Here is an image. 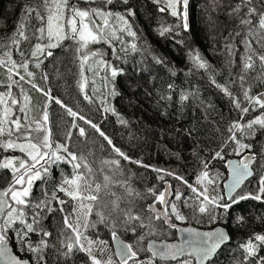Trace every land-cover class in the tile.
<instances>
[{"label":"trees","instance_id":"16d2710c","mask_svg":"<svg viewBox=\"0 0 264 264\" xmlns=\"http://www.w3.org/2000/svg\"><path fill=\"white\" fill-rule=\"evenodd\" d=\"M237 2L238 0H217L219 6L215 7L213 0H191L188 6L189 27L185 31L182 27H177L182 21L171 15L167 0H112L111 4L106 3V0H68L69 8L75 6L81 10L101 9L113 13L109 18L110 27L104 33L111 43L101 40L90 43L87 48H81L78 40L73 39L70 31H67L68 38L51 49V56L45 52L33 58L31 53L38 42L36 30L41 23L35 19V13L28 16L23 10L31 6L46 15L43 0H0V58L7 59L4 52L10 51L12 59L17 63L28 60V70L33 73V77L26 76L25 81L20 82L30 97L26 109L29 121L35 118L46 102L48 126L54 144H65L77 156L85 155L96 172L93 177L96 182L103 184L105 175L112 179L110 187L101 192L100 204L94 207L93 213L88 217L94 227L81 229L91 240L106 241L108 254H114L111 243L112 221L118 216V213L111 211L112 201L119 198L121 208L131 206L134 213H143L147 210L148 203L154 202L149 189H153L158 195L167 182L172 189L170 201L186 217L184 221H179L173 216L175 224L190 223L200 227L222 225L227 229L230 242L216 254L211 264H242L244 251L241 244L246 243L253 234H264V201L249 198L241 200L226 212L217 208L214 212L210 209L208 214H201L195 210V194L191 189L173 175L165 174L173 172L176 176H182L188 184L197 186L196 178L203 168L201 161L210 160V177L215 176L216 182L209 186V194L225 197L223 183L227 178L226 159L252 153L255 155L252 166L254 175L234 196L249 192L255 195L258 191L259 175L264 174V129L256 126L254 135L249 133L241 139L242 143L251 147L243 149L239 155L233 151L234 144L225 146L229 137L228 128L241 114L233 107L229 97L212 83L214 78L218 84L226 85L234 95L243 99L241 88L234 86L232 81L242 67L244 45L241 41L244 29L235 16L228 14V8L225 7ZM161 7L166 10L161 12ZM129 11L134 15H128ZM116 13L128 19L132 31L136 32L135 38L124 31L116 32L120 40L111 36V28H124L123 23L116 19ZM94 19L103 26L101 20ZM255 19L254 17L253 20ZM22 21L28 39L16 37L21 40L17 51L11 45L10 38ZM161 28H171V31L161 36ZM237 32H241V36H235ZM39 42L47 43V40ZM132 43L137 45V51L131 49ZM228 45L234 49L231 53ZM253 47L264 54V50L255 43ZM113 48L116 55H113ZM190 49L197 50L207 61V71L193 66L188 58ZM20 52H23V58ZM93 52L98 55L92 56ZM82 54L88 56L83 66V80ZM117 56L120 58L117 59ZM101 60L118 70L115 78L110 75L111 67L102 66ZM37 63L39 67L36 66ZM256 64L259 65L258 60ZM259 71L257 67L256 71L246 74V86L252 85V95L264 92V83L255 79ZM20 72L24 74L23 69ZM104 77H108V80ZM29 79L37 88L48 92L51 99L27 83ZM84 80L86 86L82 91L80 84ZM9 83L7 68L0 66V93L9 91ZM113 86L117 93L115 96L111 95ZM11 92L20 104L24 103L20 88L13 86ZM85 94L92 99H85ZM182 94L188 99L182 101ZM57 99L61 101L60 104L55 102ZM10 107L14 111V117L22 115L19 105L16 108ZM105 107L114 108L115 114L105 111ZM67 108L84 119L70 116ZM260 111L250 110L244 120L252 119ZM119 117L128 123L121 124ZM88 120L96 124L99 131L86 123ZM73 124L77 127L73 128ZM80 127L85 130L83 136L79 134ZM68 132L72 133L70 139L67 138ZM100 132L112 141L111 145ZM237 138H241L239 132ZM113 147L119 148L129 159L119 156ZM221 148L224 159H211ZM23 156L19 150L0 149V163L5 158ZM105 160H119L118 170L104 166L102 161ZM158 169L164 171H157ZM72 173L70 163L59 162L58 166H52L50 175L35 181L32 187L30 201L34 204L47 199L52 209L40 212L37 232L29 234L35 243L41 239V230L51 233L47 239L52 246L45 250L47 264H90L87 253L83 251L74 249L67 257L58 251L59 242L65 239V235L71 234V229H66L64 217L69 215V222L75 218L76 214L72 209L76 207V202L57 191V188L62 175L71 178ZM12 180V169L0 167V188L12 185ZM177 190L183 194L179 201L175 200ZM129 191L133 194L129 195ZM53 192L66 201L63 211L59 210L61 205L58 201L52 198ZM25 211L28 222H31L34 210L26 208ZM97 211L104 212L106 216L111 212L109 222H100L95 214ZM213 216L216 217L215 220ZM239 216L244 217L243 224L237 223L236 218ZM20 226L19 222L15 225ZM116 230L118 235L134 247H146V240L138 244V237L142 234L139 227L136 232H132L118 225ZM8 236L13 250L22 258L32 260V253L17 250L15 231L10 230ZM149 238L174 240L176 231L164 225L159 235ZM149 255L150 253L141 251L139 258L146 259ZM260 255H264V249ZM114 259L117 260L116 257ZM156 264H177V261L164 262L156 259Z\"/></svg>","mask_w":264,"mask_h":264},{"label":"snow or ice","instance_id":"6c2138e0","mask_svg":"<svg viewBox=\"0 0 264 264\" xmlns=\"http://www.w3.org/2000/svg\"><path fill=\"white\" fill-rule=\"evenodd\" d=\"M106 3L111 4L112 0H106ZM213 3L215 7L219 6L217 0H213ZM43 5L46 15H42L36 8L31 6H27L23 10L28 16L35 13V19L41 23V26L36 30L38 42L34 45L31 53L33 58H36L38 54L43 55L45 52L48 56H51V49L58 47L61 41L68 38L67 31H70L73 39L78 40L81 48H87L90 43H98L101 40L111 43V40L104 33L110 27L109 18L113 16V13L105 12L101 9L81 10L75 6L69 8L68 0H43ZM188 6L189 0H167V8L171 10V15L178 17L182 21V24L177 25V27H182L185 31L189 27ZM225 7L228 8V14L235 16L239 21V25L243 26L244 29L241 41L244 45V55L241 57L242 67L240 73L232 81L234 86L241 88L243 99L241 100L239 96L234 95L226 85L218 84L214 78L212 79V83L229 97L233 107L239 110L241 114L239 119L234 120L229 126V137L225 141V146L229 143L234 144L233 151L236 155H239L243 149L251 147V145L242 143L241 139L249 133L254 135L256 126L264 129V92L252 95V85L247 84L246 86V74L256 71L257 67H259L260 71L257 73L255 79L264 83V54H261V52H258L253 47V43H255L261 50H264V0H238L236 4L226 5ZM165 10L164 7L160 8L161 12ZM128 15H134V13L129 11ZM94 17L101 20L103 26L98 24ZM115 17L123 23L124 28L122 30L111 28V36L114 39L120 40L121 38L116 35V32L124 31L129 36L135 38L136 32L132 31L128 19L119 13H116ZM254 17L256 18L255 21L253 20ZM168 31H171V28H161L160 35L163 36ZM17 36L24 40L28 39L25 35L23 21L10 38L11 45H14L17 51H19L21 40L17 39ZM235 36H241V32L235 33ZM45 39L47 43L39 42ZM131 49L137 51V45L132 43ZM228 50L231 53L234 49L231 45H228ZM19 54L23 58V52ZM96 55L98 53H92V56ZM113 55H116L115 48H113ZM4 57L7 59L0 58V66L7 68L10 83L7 85L9 91L0 93V106H2L0 107V149L5 151L10 149L19 150L24 156L23 158H5L3 163H0V167L10 168L13 173L12 185L7 190L0 191V221H2L0 222V261L3 264H47L45 250L52 246L49 245L47 239L51 236V233L41 230V239L35 243L31 240L29 234L37 232L36 225L39 224L40 212L45 209L52 211L51 207H49L50 201L45 199L33 204L29 198L35 181L42 180L50 175L52 166H58L59 162H66L72 165L73 173L71 178L62 175V180L57 191L63 192L67 197L76 202V207L72 209V212L76 215L71 222H69V215L64 217L66 229H71V234L65 235V239L59 242L60 249L58 251L61 255L67 257L74 249H77L87 253L90 264H156L157 258L160 260L177 261V264H193V262L195 264H211V259L217 250L230 239L224 229L217 228L209 232H200L190 227L181 228L179 231L187 233L188 236L180 243H164L162 241L157 243L155 239H148L154 235H159L160 229L164 225H167L171 229L177 228V224L172 220L173 216L179 221L186 219L179 212L176 204L168 199L172 195L170 185L158 195L153 189H149V192L154 197V203L149 204L147 210L143 213H134L131 206L121 208L119 198L113 200L111 203V211L118 213L117 218L112 221V239L119 241V235L116 230L118 225L132 232H136L139 227L142 234L138 237V244L140 241L146 240V247H134L132 244L120 241V246L115 253L108 254L109 250L106 241L89 239L81 229L86 230L89 227H94V224L90 223L88 217L93 213L94 207L100 204L101 192L110 187L112 179L110 176L105 175L103 177V184L96 182L93 178L96 172L85 155L81 154L77 156L76 153L69 151L65 144H54L51 139V129L47 126L49 116L46 109L42 110L41 117L29 121L26 109L30 103V97L20 83L25 81L26 76L29 78L33 77V73L28 70L29 61L25 59L22 63H17L12 59L10 51H5ZM119 58L117 56V59ZM188 58L196 69L208 70L209 65L207 61L203 59L197 50L190 49ZM87 60L88 56L82 54V80L84 79L83 66ZM257 60L259 61L258 66L256 64ZM100 63L105 68L111 67L106 61L101 60ZM36 66L39 67V63ZM20 69H23V75ZM110 75L112 78H115L118 75V70L115 67H111ZM14 77H18L19 79L17 80ZM104 79L107 81L108 77H104ZM26 82L31 84L33 88H37L30 79ZM13 86L20 88L23 104H20V101L13 96L11 92ZM85 86L86 80L80 84L82 91ZM37 90L43 92L49 100L51 99L48 92H44L43 89L39 88ZM111 95H117L114 86L111 90ZM84 98L87 100L92 99L87 94H85ZM186 99L188 97L182 94L181 100ZM55 102L61 103L58 99ZM18 104L19 112L22 115L16 116L13 119L14 113L10 105L16 106ZM245 104L247 106H244ZM104 110L112 111L115 114L114 108L105 107ZM250 110L252 112L261 111L259 115L245 121L244 116ZM67 112L72 117L84 119L83 116H79L71 108H67ZM119 122L125 125L128 123L122 117H119ZM86 123L99 131L97 125L92 124L90 120L86 121ZM72 127L76 128L77 125L73 124ZM238 132L240 133V139L237 138ZM79 134L81 136L85 134L84 128H79ZM71 135L72 133L68 132L67 138L70 139ZM100 135L104 136V133L100 132ZM104 139L107 140L108 144H112V141L108 137L104 136ZM113 150L125 160L129 159L119 148L113 147ZM211 159L223 160V148L220 151H216ZM254 160L255 155L250 154L239 161H227L230 171V179L224 185L227 191V199L219 194H209V186L214 185L216 182L215 176L210 177V160L201 161L203 168L196 178L197 186L188 184L187 180L182 176H176L173 172H166L165 174L173 175L175 179L180 180L191 189L195 194V210L199 213L208 214L210 209L214 212L217 208H222L226 212L241 200L251 198L264 201V174L259 175L258 191L255 195L251 192L244 195H233L249 177L254 175L250 166ZM102 164L108 168L118 170L120 161L105 160L102 161ZM157 171L164 170L158 169ZM17 185L19 187H16ZM132 194L129 191V195ZM182 195L177 190L175 200L179 201ZM52 198L58 201L61 205L59 210L63 211V205L66 201L60 199L56 195V192L52 193ZM156 202L163 205V209H157L155 206ZM185 203H187V200ZM26 208L34 210L31 222L27 220ZM95 214L99 217L100 222H109L111 212L109 216H106L102 211H97ZM215 219L216 217L213 216V220ZM236 220L238 224L244 223V217L242 216L237 217ZM17 222L21 225L20 227H15ZM145 229L146 231H144ZM10 230L15 231L17 250L19 252L32 253V260L23 259L10 247V238L8 236ZM240 247L244 251L242 264H264V255H260L261 250L264 249V234H253ZM63 249H66V251H62ZM141 251L150 253V255L146 259H140L139 253ZM105 256H107L106 259L104 258ZM114 257H118V260L114 259Z\"/></svg>","mask_w":264,"mask_h":264},{"label":"water","instance_id":"95a60500","mask_svg":"<svg viewBox=\"0 0 264 264\" xmlns=\"http://www.w3.org/2000/svg\"><path fill=\"white\" fill-rule=\"evenodd\" d=\"M191 2V0H189V3ZM250 154H252V153H245V154H243V155H241V156H239V157H229V158H227L226 159V161H225V169H226V171H227V178L225 179V181H224V183H223V188H224V185L228 182V180L230 179V171H229V168H228V164H227V161H239V160H241L242 158H244L246 155H250ZM252 164H253V162H252ZM252 164L250 165L251 166V168H252ZM253 170V169H252ZM251 177H249L248 179H250ZM247 181V180H246ZM245 181V182H246ZM244 182V183H245ZM168 185H170L169 184V182H167L166 184H165V188L168 186ZM11 186V184H7L5 187H3V188H1L0 189V191H4V190H7L9 187ZM242 186V185H241ZM165 188H164V190H165ZM163 190V191H164ZM239 190V188L236 190V192ZM170 191H171V193H172V189L170 188ZM224 192H225V197H226V199H227V191H226V189L224 188ZM236 192L235 193H233V195H235L236 194ZM170 198H171V196H169L168 197V199L170 200ZM152 203H154V202H150V203H148V205L149 204H152ZM148 205H147V208H148ZM155 206H156V208L157 209H163V205H161V204H158V203H155ZM177 224V228H175V231H176V238L174 239V240H167V239H156V238H149V239H155L156 241H157V243H159V242H164V243H180L182 240H184V239H186L187 238V236H188V234L187 233H185V232H181V231H179V229H181V228H194V229H196L197 231H200V232H209V231H213V230H215V229H217V228H221V229H224L226 232H227V234L229 235V233H228V231H227V229L224 227V226H222V225H216V226H213V227H200V226H197V225H195V224H190V223H176ZM230 237V236H229ZM111 240H112V246H113V249H114V252L119 248V246H120V241H123L124 243H126V244H129L128 242H126L120 235H119V241H115V240H113L112 239V236H111ZM230 242V239L228 240V241H226L224 244H222L221 245V247L217 250V252L215 253V255L212 257V259H211V261L215 258V256H216V254L225 246V245H227L228 243ZM146 246H147V242H146ZM10 247H11V245H10ZM13 249V248H12ZM14 251V250H13ZM15 252V251H14ZM17 254V253H16ZM18 255V254H17ZM117 258V260H118V257H116ZM23 259H26V260H29V259H27V258H23ZM181 259H183V258H181ZM157 260H159V261H164V262H176V261H171V260H160L159 258H157ZM0 264H3V262L2 261H0ZM193 264H195V262H193Z\"/></svg>","mask_w":264,"mask_h":264},{"label":"rangeland","instance_id":"374dc122","mask_svg":"<svg viewBox=\"0 0 264 264\" xmlns=\"http://www.w3.org/2000/svg\"><path fill=\"white\" fill-rule=\"evenodd\" d=\"M19 105V104H18ZM18 105H16V106H13L14 108H16ZM2 107V106H1ZM45 108H46V102H45V104L41 107V109L38 111V113H37V115L35 116V118H38V117H41L42 116V110H45ZM12 111H13V109H12ZM48 112V111H47ZM13 113H14V111H13ZM12 118L14 119V118H16V117H14V115L12 116ZM34 118V119H35ZM48 126V125H47ZM49 127V126H48ZM19 187V186H18Z\"/></svg>","mask_w":264,"mask_h":264},{"label":"bare ground","instance_id":"6f19581e","mask_svg":"<svg viewBox=\"0 0 264 264\" xmlns=\"http://www.w3.org/2000/svg\"><path fill=\"white\" fill-rule=\"evenodd\" d=\"M252 166H253V164H252ZM252 169H253V167H252ZM253 173H254V171H253ZM252 177H253V176H252ZM252 177H251V178H252ZM251 178H250V179H251ZM248 180H249V179H248ZM248 180H247V181H248ZM247 181H246V182H247ZM3 187H5V186H3ZM3 187H2V188H3ZM0 189H1V188H0ZM111 243H112V240H111ZM112 248H113V246H112ZM113 251H114V249H113ZM114 253H115V252H114Z\"/></svg>","mask_w":264,"mask_h":264}]
</instances>
